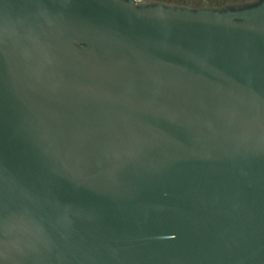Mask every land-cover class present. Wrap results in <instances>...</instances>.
<instances>
[{
	"label": "water",
	"instance_id": "obj_1",
	"mask_svg": "<svg viewBox=\"0 0 264 264\" xmlns=\"http://www.w3.org/2000/svg\"><path fill=\"white\" fill-rule=\"evenodd\" d=\"M0 264H264V1L0 0Z\"/></svg>",
	"mask_w": 264,
	"mask_h": 264
},
{
	"label": "flooded vegetation",
	"instance_id": "obj_2",
	"mask_svg": "<svg viewBox=\"0 0 264 264\" xmlns=\"http://www.w3.org/2000/svg\"><path fill=\"white\" fill-rule=\"evenodd\" d=\"M128 1V0H124ZM140 6H170L178 8L213 9L219 11L255 7L264 0H130Z\"/></svg>",
	"mask_w": 264,
	"mask_h": 264
}]
</instances>
